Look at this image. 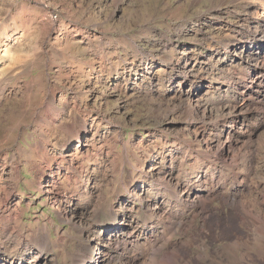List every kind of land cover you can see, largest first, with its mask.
<instances>
[{"label":"rangeland","instance_id":"obj_1","mask_svg":"<svg viewBox=\"0 0 264 264\" xmlns=\"http://www.w3.org/2000/svg\"><path fill=\"white\" fill-rule=\"evenodd\" d=\"M263 2L0 0L4 258L13 257L12 264H81L85 245L97 257L100 229L106 228L99 239L111 236L108 226L117 222L127 236L133 227L125 221L143 225L144 217L157 218L146 202L154 186L160 189L156 197L163 196L160 183L169 175L205 190L220 181L219 174L222 180L227 168L208 143L231 117L220 116L241 102L233 97L232 80H239L236 92L247 88L238 111L247 119L241 114L228 123L235 145L246 150L240 157L245 185L237 197L264 210V102H253L264 89V68L231 50L235 39L258 40ZM244 74L256 77L250 84ZM178 100L202 103L207 111L190 119L180 108L168 113ZM222 181L225 191L230 182ZM206 201L203 211L175 209L183 213L181 227L165 218L172 227L169 242L192 239L197 251L221 245L208 231L217 217L225 234L244 232L221 196ZM202 232L207 238L198 236ZM105 240L109 256L114 239ZM43 247L45 257L35 258ZM241 249L264 264V247L259 258L255 246Z\"/></svg>","mask_w":264,"mask_h":264},{"label":"bare ground","instance_id":"obj_2","mask_svg":"<svg viewBox=\"0 0 264 264\" xmlns=\"http://www.w3.org/2000/svg\"><path fill=\"white\" fill-rule=\"evenodd\" d=\"M261 18L264 19V15L261 16ZM254 32L260 33L258 40L255 39L257 37L256 36L254 37L255 40L252 38L248 40H251L250 42L245 41L244 44H241L240 39H235L232 42L231 50L233 53L240 52V59H242L241 57H244L245 59H248L249 62L255 63V65H260L264 68V54H261L264 53V31L255 30ZM258 33H256V35ZM246 43L249 47L245 46ZM184 54L186 55V53ZM242 77L239 79H243ZM247 77L250 79L249 82L251 84L256 76H253V74H244V79ZM231 82L233 83L232 89L234 88L233 97L240 99L241 102H233L231 106L233 110L229 113H223L218 119L221 121L222 118L226 117V115L231 116L227 119L228 121H223V123L228 122L230 126L236 121V116H241L242 114L241 118L244 120L246 117L247 119L246 113H243V111L238 112L242 110V104L246 99L245 90L247 88H245V85H242V87L239 88L240 91L236 92L235 88H238L239 80H232ZM198 85L199 86L197 88L201 86V84ZM255 91L259 93V85L256 86ZM178 101L179 102L174 104L172 107H169L168 113H173L180 108V112L187 116L183 119H190L200 110L203 113L207 111L206 105V107H201L202 103L195 104L194 101L192 102L189 100ZM253 102L263 104L264 89H262V93L258 95V97L254 98ZM168 103L169 102H167L166 105H168ZM159 106L162 107L161 104ZM163 111L165 110L163 109ZM228 123L216 133V138L214 139L213 137L208 143V148L210 147V149H214V152L218 155V157H215L219 158L222 163L221 165L227 168L226 175L222 178V180L228 179L230 183L227 184L225 191L224 188L226 183H223L224 181L221 180L220 174V181L219 179L217 181L212 180V184L206 190L205 188H193L189 186L188 181H183L182 183H179L177 180L173 181V176L169 175L165 182L160 183L167 189H164V194L163 192L161 193L163 196L156 197V194L160 189H158L157 186H154V196L148 199V203L146 202V208L152 212V215L157 216L155 220L149 222V219L144 217L142 219L144 222L143 225L141 222L139 223L136 221L135 223V220L132 219L125 221L127 226L133 227V230L130 231L127 236H122V234L119 233L121 231V225L117 224V222L110 223L108 227L110 229L109 233L111 236H104L103 234L104 238L99 239L100 234L105 233L106 228L99 230L100 233L96 238V249L98 251L97 257H93L89 246L85 245V252L80 256L78 262L81 264H100V261L107 264H255L253 259H251L249 252L242 251L241 248L255 246L258 258L261 256V253L258 251L262 250L264 247V210H255L252 208L250 203L243 201L240 197H237V194L245 185V177L241 176L242 173L240 166L242 161L240 162V157L244 155L246 150L244 151L245 146L242 145L243 143L238 146L235 145L238 138L233 135L232 130L230 131ZM250 135L251 134L249 133L248 137ZM212 194H215V196H221L223 202L231 207L232 214L235 218L234 221L243 228L244 232H234V234L232 233L231 235L225 234L223 232L224 220L217 217L214 220H211L208 231L213 240L222 241L221 245L214 246L210 249L207 245H202L200 250L197 251L193 249L192 239L182 241L181 243L178 241L169 242L166 237L168 230L172 229V227L176 224L179 225V227L183 225V220H180L183 213H180V209L178 211L175 209L180 207L181 210L193 208L195 210L203 211L205 205L207 204L206 199L209 200L212 197ZM170 198H172V200ZM181 201L182 203L180 204ZM198 207L199 209H197ZM117 214V212L112 211V216L116 220L118 216ZM169 216H172L171 218H173L169 222V225L171 224L172 227L167 226V222H165V218ZM82 222L87 228V225H89L87 224L88 222L85 220ZM141 233L145 237L143 240L138 241V235ZM198 236L207 238V235L203 232L200 235L198 234ZM105 238L107 240L114 239L112 243L114 252L109 256H104V253H106L107 250ZM121 240L124 242V245H121ZM127 242L131 243L128 244ZM2 244L3 247L6 248L9 247L10 242L9 240H6ZM45 245L47 246V243H45ZM44 248L45 247L42 249L40 248L36 252L35 258L39 255L42 256L43 254L45 257L46 252L44 251ZM238 250H240L239 254H237ZM2 253L3 252L0 250V264H12L13 257H10L9 259H7V257L4 258Z\"/></svg>","mask_w":264,"mask_h":264}]
</instances>
